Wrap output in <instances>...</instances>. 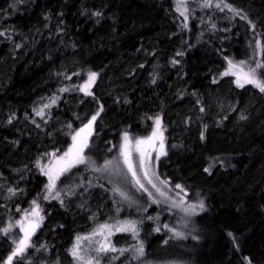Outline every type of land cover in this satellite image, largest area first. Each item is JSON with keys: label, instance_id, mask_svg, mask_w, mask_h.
I'll list each match as a JSON object with an SVG mask.
<instances>
[{"label": "trees", "instance_id": "1", "mask_svg": "<svg viewBox=\"0 0 264 264\" xmlns=\"http://www.w3.org/2000/svg\"><path fill=\"white\" fill-rule=\"evenodd\" d=\"M202 3L186 0L185 20L176 0H0V229L34 200L46 214L12 264H74L70 241L110 221L112 194L89 163L59 179L58 199H43L40 166L98 111L84 150L91 165L119 160L123 135L145 138L159 117L167 154L158 175L170 196L179 184L181 204L197 205L195 233L177 238L170 207L148 201L145 211H124L142 232L140 260L264 264V93L223 75L229 60L243 61L264 79V0H223L235 11ZM89 72L98 75L85 95ZM11 233L0 232V264L20 237ZM125 241L117 244L133 245L117 264L138 255V242ZM109 255L103 264H112Z\"/></svg>", "mask_w": 264, "mask_h": 264}, {"label": "rangeland", "instance_id": "2", "mask_svg": "<svg viewBox=\"0 0 264 264\" xmlns=\"http://www.w3.org/2000/svg\"><path fill=\"white\" fill-rule=\"evenodd\" d=\"M233 63L237 64L239 66V68H242V70L244 72L248 71L247 68H244L243 65H240V62H238V63L233 62ZM239 68L234 69L233 71H239ZM230 76L233 77V79L236 81L235 75H230ZM246 86H254V85L245 84L244 87H246ZM246 90H247V88H246ZM46 104H47V101L42 100V102H40V105H41L40 107H44V105H46ZM94 123L92 126V133H93ZM154 127H155V124H154ZM152 132H153V130H152ZM152 132L147 137L151 136ZM163 136H164V134H163ZM89 138H88V141H89ZM140 139H143V138H140ZM130 140L132 141L131 155H132L133 164H134V167L136 170L137 177L140 179L141 183L144 185V188H141L133 180L132 174L128 172V168L123 162V157L121 156V152H120V159L119 160H118V158L112 159V161H111L112 163L109 165L107 170L94 171L93 176L95 178L99 179L101 182L105 183L108 186V188L112 194V197H113V200H112L113 213L110 215V221L109 222H102V223L94 225L92 228H89L84 233H81V234H78L77 236H75V238H73L69 243V249H72L73 245L77 241V237H81L82 239L80 240V253L85 258L93 259V264H103V262H104L103 257H106L109 254H110L109 255L110 258L107 260H109L112 264L119 263L118 258L120 256H122L123 253L127 252L126 248H130V246L132 247V245H133V243H130L127 245H126V243L124 245L121 243L117 244V242L119 240L125 241L127 238L129 240H133V241L138 242L137 244L134 245L135 247L139 248L141 245L143 246V241H141V239H140V235H142V232L140 229H138V227H139L138 221L136 219H132V216H130V215L125 214L126 216L124 218L121 215L123 214L124 211H129V212L131 210L145 211L148 207V203H147L148 201L150 204L161 203L164 206L171 208L172 212L170 214V219H172L174 221V225H175L174 230H176V229L178 230L176 232H180L181 234H184V235L187 234L188 235V234H194L196 231V229L192 223L193 214L186 213L184 211V209L187 208L188 206L186 207L185 205H182V204H185V202H186L185 201L186 195L180 194L179 192H177V188H175V190H176V192L174 193L175 195L172 194V196H170L168 189L165 187V186H168L167 185L168 183H166V184L161 183V181H163V180H161L160 179L161 177L158 175L157 166H158L159 160H161V158L163 156H161L159 160H156V158H155L157 155V151L160 150L159 149V140L156 141L155 150L149 149L150 155L146 158L145 168L148 171L149 178L153 181V183L157 186V188H159L162 192H164V194H165L164 196H161L160 193L156 191V188H153L152 184H149L148 180H146L144 178V170H142L140 168V165H139L140 156H139V153L136 151V148H135V140H132V139H130ZM72 143H73V141L71 142V145H72ZM122 144H123V141H122ZM145 147H147V146H145ZM164 151H165V139H164ZM63 153L56 155V156L57 157L62 156ZM54 159L55 158L52 157L47 165L51 164L54 161ZM77 165H79V164H77ZM77 165H75L74 167H76ZM103 166H104V164H102V165H100V164H98V165L89 164L88 165V167L91 170H93L94 167L95 168H103ZM74 167H72V168H74ZM63 175H61L60 178ZM45 177H46V180L48 183V177L46 175H45ZM59 179L57 180V182L59 181ZM57 182H56V184H57ZM121 193H123L124 195L122 196ZM38 204L40 205V215L43 217V220L41 221L40 227L37 228L35 234L32 235L31 240L29 242L30 245H32V241L38 236L39 232L41 231V229L44 225V221L46 219V214L44 213L42 205L40 203H38ZM32 207H33V204L31 202L26 210L30 211ZM24 212H23L22 216L19 217V219L17 221L21 220V218L24 215ZM150 213H151V211H150ZM124 221H134L136 223V234L135 235L131 231H116V227L119 226L121 224V222H124ZM16 222H14V224L12 225V233L15 231H17L19 233L20 237L17 240V241H19L20 239L23 238L24 233L20 230V227H19V225H17ZM102 224L109 225L110 228L106 229L102 235H93L95 230ZM168 227L173 229L174 226L172 225V226H168ZM109 233H111V234H109ZM170 234H172V236L177 238V236L174 235L173 231ZM170 234L167 232L165 233V236L167 239L172 237ZM84 237H88V239H83ZM133 241H131V242H133ZM102 243L107 244L110 248H115L116 251L98 252L97 249L100 247V245ZM15 247H16V243H15V246H13V250ZM27 249H26V251H27ZM26 251L22 255L17 256V258L18 259L23 258L26 254ZM136 253L138 255L136 256V254L135 255L133 254L134 258L131 259V261L128 262V260L126 259L123 262L126 264H127V262H128V264H173L171 262H169V263H166V262L165 263L164 262L146 263L145 261H143L144 259H142V260L139 259L140 255H139L137 250H136ZM73 260H74V264H81L80 261H77L74 258H73Z\"/></svg>", "mask_w": 264, "mask_h": 264}, {"label": "snow or ice", "instance_id": "3", "mask_svg": "<svg viewBox=\"0 0 264 264\" xmlns=\"http://www.w3.org/2000/svg\"><path fill=\"white\" fill-rule=\"evenodd\" d=\"M221 4H223L224 8H228L229 11H235L231 8L230 5L223 3V0H220V3H217L215 7L220 8ZM176 10L180 13L181 16L185 17L187 20L186 12L188 11L186 7V0H176ZM212 0H203L201 7H211ZM223 10V9H221ZM238 14V13H237ZM94 15H99V13H94ZM187 27V24H185ZM214 27V25H213ZM0 35H4V33L0 32ZM182 53H177V55H181ZM173 63H177V61H173ZM229 68L223 75H235L236 76V84L238 87H244L245 84H252L256 88L260 90V92L264 93V79L257 76L256 69H249L247 72H244L242 68L231 60L228 61ZM244 62L241 61L240 65H243ZM262 65L257 63L256 68H261ZM239 71H233L234 69H238ZM97 73L89 72L88 79L85 84L80 86V91L84 92L85 95H91L90 88L92 84L95 82ZM61 92L68 91L66 88L60 89ZM57 98H52L51 104L56 103ZM51 105L46 104L44 108H48ZM203 110V109H202ZM102 111V109H101ZM99 111L96 115L92 116V118L88 121L86 125L80 128L75 134L72 136V145L68 148L66 152L63 153L62 156H56L55 153L51 154L55 158L54 161L49 165L40 166V171L43 175L48 177V183L45 185L46 194L44 195L43 199H58L60 197V192L56 191V194L53 196V190L56 189V182L60 178L61 175L68 172L72 167L77 164H85V163H94L86 160L84 156V149L88 147V138L92 135V126L93 123L96 121L97 116H99ZM37 116L44 115V109H39L36 111ZM243 119V117H241ZM11 123V120H9ZM71 127V125H69ZM201 138L203 139V133L201 134ZM159 140V151H157L156 160H159L161 156L166 155L167 153L164 151V136L162 131L161 120L159 117L155 118V127L151 136L143 138V139H136L135 140V148L136 151L139 153L140 160L139 165L142 170H144V178L148 180L149 184H152L153 188H156V191L160 193L161 196H164V192H162L157 186L153 183V181L149 178L148 171L145 168L146 158L150 155L149 149L155 150L156 141ZM131 145L132 141L130 140L127 133L123 135V144L121 146V156L123 157V162L128 168V172L132 174L133 180L137 185L141 188H144V185L141 183L140 179L137 177L136 170L133 164L132 155H131ZM147 146V147H145ZM111 161H106L103 168H93V171H103L107 170ZM39 166V162H37ZM205 171H209L208 168ZM161 183L166 184L167 182L161 181ZM176 188H181L179 184L175 186ZM183 189H181L182 191ZM9 193L15 195L13 189H8ZM123 196L124 194L121 193ZM33 207L30 211H25L21 220L17 221V225H19L20 230L24 233L23 238L19 241L15 242L16 247L12 251V253L8 256L6 264H12V261L15 257L22 255L28 247H30V240L32 235L35 234L37 228L40 227V223L43 220V217L40 215V205L34 200L32 202ZM61 204L63 201L61 200ZM197 205H189L187 208L184 209L186 213L195 214L194 210ZM199 207L203 209V203L199 204ZM31 218V219H30ZM26 222V223H25ZM167 227V226H165ZM12 228V225H9L6 228L0 229V232L4 234H8ZM110 226L106 224L100 225L93 235H102L106 229H109ZM116 231H131L133 234H136V223L134 221H124L121 222L119 226L116 227ZM159 231V228L156 229ZM170 231L174 232V235L180 237L181 234L176 232L174 229H170ZM111 234V233H109ZM196 237H193L195 239ZM81 237H77L76 243L73 245L72 249H70V253L73 258L77 261H80L81 264H93V259L85 258L80 253V240ZM83 239H88V237H84ZM107 239V238H106ZM43 247V246H41ZM98 252H107V251H116L115 248H110L107 244H101L100 247L97 249ZM140 255H143V246L141 245L137 249Z\"/></svg>", "mask_w": 264, "mask_h": 264}]
</instances>
